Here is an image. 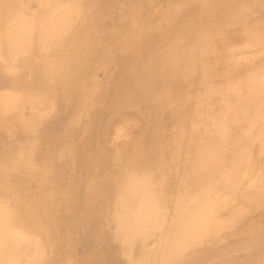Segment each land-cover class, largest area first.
<instances>
[{
  "label": "rangeland",
  "instance_id": "1",
  "mask_svg": "<svg viewBox=\"0 0 264 264\" xmlns=\"http://www.w3.org/2000/svg\"><path fill=\"white\" fill-rule=\"evenodd\" d=\"M123 1L124 0H114V2L113 0H97L96 3L89 7L86 14L87 17L92 16L94 21L86 24L87 26L84 25L82 28L84 31H81V35L85 34L86 38L84 37L82 39L83 35L81 38V35L77 38L80 41L79 45L86 42V48L88 49L86 52L89 54L87 59H89V61H92L94 58L96 61L102 59L103 55H105L108 60H111L110 64L107 63L109 66H98L92 73L93 76H96H94V78L98 81H105L108 79L110 88L108 94L102 95V97L96 99V103H94L95 108L93 110L89 112L85 111V113L90 115L92 111H95L93 113L95 118L93 115L91 116V118L94 119H92L93 121H91L90 126L88 127L90 121H87L90 117L86 115L84 117L82 115L80 119L75 118L69 121V114L63 105L61 106L58 104L51 113L46 109H43L44 111L40 109L39 114L42 116L44 128L54 131L57 134L49 136L48 138H42L36 148H34V145L28 143L34 136L33 132L30 131L21 135V141L25 142L23 144L25 145L24 153L27 155L34 148L32 155H35V161L32 164L28 163L29 165H25V174L22 173L23 176L20 174L15 180L12 179V185L8 184V186L5 185V188H3L4 184L0 183V199L11 208L12 212L8 220L10 221L13 219L14 223L10 222V224L15 226L10 225L9 222L8 224L12 228L18 226V231L16 229L15 234L12 233L11 237L13 238H11V240L13 239L12 242H15L17 245H21L24 242V245H21V254H18L19 256L17 255L15 259L17 258L20 262L19 259L21 256V264H37V262L39 264H62L63 262V264H264V174H260L259 168L252 167L248 164L249 162H247V160L244 162L241 158L242 155L245 156L248 154L247 149L248 152H250L249 146L237 147L239 148V151L236 152L237 155L230 158H228L227 155L230 151L228 148H225L219 153L214 150L217 149L220 151L223 149L227 142V138H230V144L234 145L236 142L233 141L231 133L225 132L221 134V138L225 143H215L214 141H212V143L204 142L207 138L212 139L213 137V132L211 130L213 125L210 124V121H213L211 114L217 112L223 113V111H221L223 102L230 97V94L232 97L239 93L242 94L243 89L239 85L242 72H244V75L247 71H251V73L254 72L256 75V71L259 70L257 73L260 75L257 76L260 78V81H263V86L260 85L262 89L260 91H264V79H261V76L264 78V0H205L207 6L203 11L198 8L199 0H185L187 3H185L182 9L183 12L180 11L181 14L173 5L179 4V2L182 3L181 1L184 0H177V3H174L176 0H162V2L161 0H157L158 2H156V0H125L126 3L128 2L127 4L125 1L123 3ZM131 1L133 2L131 3ZM113 3H115L116 6L112 5ZM128 4L130 6H126ZM170 4L171 6H169ZM192 6L196 7L191 8ZM122 8L124 10H122ZM128 8L130 12H128ZM146 8L149 9L147 10ZM104 9L107 13L104 12ZM108 9H110V11H108ZM125 9H128L126 10L128 13L124 12ZM111 11H113V13ZM114 11H116V13ZM159 12L161 16L158 15ZM165 12L169 15L168 19L171 17L170 21L168 20L169 22L164 20L167 17L163 16ZM125 13L126 15H124ZM72 15L71 18L72 20L74 19V22L80 18V16L75 13ZM105 15H107V17ZM148 16L149 18H147ZM103 17H105L104 20ZM123 17L124 20L121 19ZM98 20H100L99 25L97 24ZM107 20H109L108 23ZM120 21H122L121 25H119ZM164 21L166 23H164ZM126 22H129L127 23L128 25ZM144 22L145 27L142 25ZM174 22L177 24L175 27L183 25L184 28L190 27L191 33L190 36L186 37L187 41L184 42V39L177 41L178 45H176L175 48L178 47L179 50H176L175 59L178 60V57L182 54V59H184V53L193 47L194 50L196 49L198 57H204V60L200 61L201 63L204 64L209 60L204 67L206 73L202 75L199 71L195 72L191 78L186 81L185 85L182 86L183 90L182 88L176 89L175 91L172 89L164 93V91L156 89L162 91L163 96L159 95V97H139L142 90L133 85L117 87V81L120 76L131 69L134 63L137 62L136 59L144 58L148 50L154 49L156 44L159 43L160 40L153 39L157 37L158 31H161V29L165 30L170 26L172 27ZM102 24L104 25L102 26ZM97 25L99 27H96ZM140 25H142L141 28L138 27ZM154 26H156V28H153ZM71 27L69 35L75 34L78 31L77 23H74ZM118 27L121 28V30H118ZM129 27L132 31L143 30L140 36L143 32V36L146 37V39H143L144 37L142 38V36L140 37L142 42H140L141 45L139 43L131 47L127 43L128 46L126 44H119V46H122L119 47L118 40L120 41V37L125 35L124 32ZM137 27L140 28V30ZM96 28H99V30ZM85 30H87V33ZM132 31L129 36L132 35ZM156 31L157 35L154 34ZM122 32L124 35L121 34ZM149 33L153 37H151ZM182 35L184 36V34ZM225 36L226 38L224 39ZM202 38L208 41L203 51L198 48L202 43ZM142 39L143 41L146 40V42L143 43ZM240 41L241 43H238ZM224 42L231 43L230 45L233 43V46L237 50L227 55L226 51L224 52L221 49L225 46L223 44H226ZM113 43L116 44L113 45ZM217 43H219V45L221 43V51L218 49L219 45L217 46ZM185 47L187 48L186 51H184ZM254 47L257 49H254ZM82 48L81 50L84 51L85 47ZM112 48L116 52L113 51ZM109 54L110 56L108 57L107 55ZM211 56L214 58L211 59ZM208 57H210L211 60ZM117 60L121 61H119L120 64ZM127 60L130 62L129 65ZM181 65L184 67L183 60ZM108 69L110 72H108ZM112 72H115L116 75ZM110 75L111 77L109 79ZM116 76L117 78H115ZM114 79H117L115 83ZM112 80L113 84H111ZM227 83L231 86L230 88L227 87ZM214 84L215 87H213ZM33 85L37 86V82L35 81ZM235 85H238L239 88H235ZM4 89L5 88H0L1 91ZM212 89H215L217 99H214L216 98L215 96L212 97L209 94L208 96L211 97V100H217L218 104L216 103L215 109L209 100L201 99L204 98L202 95H207L205 93L210 92ZM181 99L184 101V106L182 107L181 104L183 101L181 102ZM26 101L28 103H26ZM20 102V104L18 103L20 107L17 109H20V115L22 117H28L37 111L36 107H34L35 110L31 107L34 105L33 101L27 99L24 101L25 103H23V101ZM26 104L29 107L26 106ZM256 104L257 106H255ZM256 104H254L256 109L254 108L250 111V109L247 108H239L235 103V107L241 109L240 116L242 118L229 120L228 124H230V126L240 127L241 135L245 136L249 134L251 129V131L259 130V128H261L260 131L264 130V99H259ZM60 107H62V110ZM257 107L258 109L260 108L262 112H259V110L257 111ZM181 110L185 115L184 131L181 134H176L178 127L175 128L174 126L175 123L179 122L181 119L179 113ZM23 112L25 113L23 114ZM240 112L236 110L235 113L240 114ZM196 113L197 115L199 114L201 120L193 123V119L191 118L196 117ZM227 113L228 110L225 111V114ZM235 113H233V111L229 112V117L235 115ZM251 114L256 115L254 121L250 119L251 116L249 115ZM117 115H119V118L116 123ZM204 117L207 119L204 120ZM139 118L140 120L138 121ZM247 119H250L251 122H247ZM57 120H59V123ZM141 121L142 123H140ZM137 123H140L139 127ZM110 125L111 127L109 128ZM122 127L124 130H122ZM186 128L187 130H185ZM18 129L21 131L22 125H18ZM134 133L135 135L133 136L132 134ZM172 133L175 134L172 144L167 145L168 148L165 147L161 151L158 148V140L162 136L169 137ZM262 133H264V131ZM185 135L187 138L184 139ZM8 139L12 140V138ZM182 139H184V152L183 148L180 149L179 147V141ZM50 142H53L54 145ZM199 143H208L206 144L207 147H203L207 155H210L211 162L215 161L217 165L215 162L213 163L216 166L210 163L205 172L196 174L200 178H198L197 186V184H195L197 179H195V182L191 178V181L190 175L187 173V175L184 174V176H181L180 167L182 164L181 159L191 155L192 146L187 148V144L194 145ZM258 143V140H255L252 141V146L250 145L251 152L254 154L260 152L261 144H259V148H257ZM48 147L54 150V156L52 158L53 164L51 165L54 170L52 172L42 169L44 165L42 164L44 158L43 153L45 150L49 149ZM134 148L142 150H147L149 148L145 157H139L137 161L134 162L135 167L139 168V171L145 170L146 167L156 169L157 165L162 162L161 160H163L164 163L162 166H167L165 168L167 175H162V179L164 180L163 184L149 183L148 180L151 178L150 176L145 180V188L148 187L151 190L158 188L160 191L165 192V194L159 205L160 209L158 208V214H155L154 218L151 219L148 224L150 227L148 228V226H146L147 228L144 232L137 234L136 232L139 229V225L132 222V220L133 215L138 213V208L136 206L130 208L131 217L127 221L125 212L127 211V204L130 203V197L127 193H122V197L119 196L122 198L120 201L114 197L116 187H118L117 181L123 178V172L128 168L127 161L129 158L127 152L129 150V154L130 151L134 154ZM64 150L66 151L64 152ZM81 152H83V154H81ZM183 153L184 156L182 155ZM6 155H3L2 158H5ZM62 155H64V159ZM97 156L100 157L99 160L96 159L98 158ZM203 157L206 158L207 156ZM12 158L16 159L18 162V155H14ZM75 159L77 160L75 161ZM25 161V163H27L31 160L26 157ZM224 161L228 162V164L224 165ZM62 165L64 166L63 168ZM222 165L223 167L230 165V167L224 170ZM119 167L122 168V170L124 169V171ZM217 167L223 169L219 172L221 175L216 173ZM29 172L30 174H28ZM65 172L67 173L65 174ZM37 174H41L39 180H37ZM27 175L28 177H26ZM29 175L31 176L29 177ZM226 175L230 177L228 186H224L222 183L223 180H220L221 178L224 179V177H228ZM24 176L29 179V182ZM176 176L178 179L175 178ZM86 177L87 181L85 180L86 182L82 183L84 181L83 179H86ZM24 181L27 183H24ZM166 181L167 186L164 185ZM16 183L19 184L17 185ZM16 185L19 186V188ZM132 185L142 186V182H137ZM132 185H129V187ZM71 186L73 189L70 188ZM110 186H113L115 190L109 195ZM190 190L193 193L190 194ZM25 191L27 193H25ZM166 194L168 196H166ZM18 197L22 199L19 201L18 199L20 198ZM42 197L43 199L41 200ZM67 197L69 199L71 198V200L69 201ZM81 199L82 201H80ZM76 200L78 203L80 202L79 204L82 207L75 202ZM123 201H126L127 204ZM112 203H114L116 207L114 215H106L107 206L111 207ZM42 204L44 205L42 206ZM39 205L40 207H38ZM70 213H72L71 217H69ZM27 217L30 218L28 220L29 222L25 219ZM31 220H33L32 223H30ZM93 221L94 223H92ZM69 222L72 225H70ZM152 222H154V224ZM67 223L69 227H72L67 228ZM34 225L38 227H34V232L32 233L31 227ZM109 228H111V232ZM36 230L38 233H36ZM70 230L73 234L70 233ZM78 230L81 232L80 234ZM64 232H66V234ZM123 233L131 234L133 240L131 242L122 241L119 237ZM77 235L79 236L77 237ZM37 236L41 238H37ZM32 237L33 241H31ZM14 239L16 241H14ZM30 241L33 243L35 249L30 245ZM25 244H27V246H25ZM63 246H65V248H62ZM36 248H38L39 251ZM47 250H49L48 252H50V255L46 253ZM37 253L39 255H37ZM54 254L55 256H53ZM36 255L37 257L35 258ZM67 259L70 263H68ZM10 261L12 260L10 259ZM16 261L17 260H15V264H17ZM19 262L18 264H20Z\"/></svg>",
  "mask_w": 264,
  "mask_h": 264
},
{
  "label": "bare ground",
  "instance_id": "2",
  "mask_svg": "<svg viewBox=\"0 0 264 264\" xmlns=\"http://www.w3.org/2000/svg\"><path fill=\"white\" fill-rule=\"evenodd\" d=\"M88 1L87 0H0V88H5L2 91L0 90V183L4 184L3 188H5V185L8 186V184H11L12 179H14V180L17 179L20 174L22 175V173L25 174V171H24L25 165L32 164L35 161V155H32V154L34 152V148H36L37 144L41 141V139L42 138H48L49 136H54L57 134L54 131H50V130H47L44 128V125L42 124V116H40L41 114H39L40 109H41V111H44L43 109H46V110H48L49 113H51L55 110V108L57 107L58 104H60L61 106L63 105L69 114V118H70L69 121H72L75 118L80 119V118H82V115H83V117L86 115L87 117H90L87 120V121H90L88 124V127H89L91 124V121H93L92 119L95 118V116L93 114L95 111H92L91 115L88 113H85V111L89 112V111L93 110L95 108L94 103H96V99L102 97V95L108 94V92H109L110 87L108 85V82H109L108 79H106L105 81H98L94 78L95 75L93 76L92 73L94 72V69L98 66H102V65L103 66H105V65L109 66V65H107V63L110 64L111 60H108V58L105 55H103L102 59H99L96 61L94 58L92 61H89V59H87V56L89 54L86 52L88 50L86 48V45H87L86 42L81 43L79 45L80 41H79V39H77L78 36L81 35V33H82L81 31H84V30H82L84 25L91 23V21H94V18H92V16L87 17L86 14L88 12L89 7L92 6L94 3H96L97 0H88ZM124 1H123V3H124ZM113 2H114V0H113ZM132 2L133 1H131V3ZM156 2H158V1L156 0ZM161 2H162V0H161ZM181 2L182 3L179 2V4H176V5L172 4L175 9L179 10V12L182 11L185 3H187L185 0L181 1ZM125 3H126V1H125ZM167 3H165V4H167ZM174 3H177V0ZM129 4L126 6H130ZM112 5L116 6L115 3H113ZM157 5H155V6H157ZM198 5H199V7L198 6L197 7L200 8L201 11H203V9L207 6V2L205 0H199ZM137 6H138V4H137ZM169 6H171V4ZM123 7H125V6H123ZM195 7L192 6L191 8H195ZM188 8L190 10L189 6H188ZM212 8H214V7H212ZM128 9H125L124 12H127L126 10H128ZM122 10H124V9L122 8ZM108 11H110V9H108ZM104 12L107 13L106 10ZM111 12L113 13V11H111ZM114 12L116 13V11H114ZM128 12H130V9ZM73 13L80 16V18L78 20H76L75 22L73 21L74 19L72 20V18H71V15ZM109 14H110V12H109ZM180 14H181V12H180ZM124 15H126V13ZM158 15H160V12ZM105 16L107 17V15H105ZM127 16H129V15H127ZM163 16H167L164 19L165 21H167V22L170 21L171 17L168 19L169 15H167L166 12L164 13ZM104 18L105 17H103V20H104ZM112 18H114V17H112ZM143 18H144V16H143ZM147 18H149V16ZM107 19H109V18H107ZM121 19L124 20V17ZM99 21L100 20L97 21L98 25H99ZM130 21H131V19H130ZM145 21H148V20H145ZM165 21H164V23H166ZM105 22H106V19H105ZM108 22H109V20H107V23ZM121 22L122 21H120L119 25H121ZM74 23H77L78 31L75 34L69 35L71 28H72L71 26H73ZM107 23H105V24L108 25ZM127 23H129V22H126V24ZM150 24H152V23H150ZM98 25L96 27H99ZM103 25L104 24H102V26ZM142 25L144 26L145 22ZM142 25H140L138 27L141 28ZM163 25H165V24H163ZM176 25L177 24L174 22V25L172 27L170 26L165 30L161 29V31H158V35H157V31H156V33H154L157 35V37L153 38V39L160 40L159 43L156 44V47L154 49L148 50V52L144 58L136 59L137 62L134 63V65H133L134 67L132 66L131 69L129 71H127L124 75H121L122 74L121 73L120 74L121 76H120L118 81H117V79L116 80L114 79L115 80L114 83L117 81V85H116L117 87H123L124 85H133V86L138 87V89L142 90V92L139 94V97H142V96H143V98H145V97H149V98L159 97V95L163 96L162 91H164V93H165L166 91H171L172 89H174L173 91H175L176 89L182 88V86L185 85L186 81H188L195 72L199 71L200 74H202V75L204 73H206V71L204 70V67H205V64H207L209 62V60H207L204 64L201 63L200 61H203L204 57H198V55L196 54V49L194 50L193 47L189 51L184 53V59H182L183 54L178 57V60L175 59L176 50L177 51L179 50L178 47L175 48V46L178 45L177 41L184 39V42H185V41H187L186 37L190 36V34H191L190 33V27L184 28V25L175 27ZM124 26H121V27H124ZM157 26H158V24H157ZM129 28L125 30V32H124L125 35L123 34V32L121 33L124 36L118 34L119 36H122V37H120V41L118 40V42H119L118 46H119V44L120 45L126 44L127 46L129 44L131 47H134L141 42L140 37L142 36V38H143L144 36H143V32H142L141 36H140V33L143 30H140V28H138L140 31H132V29L131 28L129 29ZM153 28H156V26H154ZM96 29L99 30V28H96ZM118 30H121V28H119ZM85 31L87 33V30H85ZM131 31H132V35L129 36ZM93 33H95V32H93ZM119 33H120V31H119ZM182 34H184V36ZM82 35L80 36V38L82 37ZM84 37L86 38L85 34L83 35L82 39ZM151 37H153V36L151 35ZM111 38H112V36H111ZM225 38H226V36L224 37V39ZM82 39H80V40H82ZM143 39H146V37H144ZM143 39H142V41H143ZM204 39L205 38L201 39L202 43L198 46V48L201 49L202 51L205 50L206 45L208 44V41L204 40ZM77 40H78V42H77ZM116 41H117V39H116ZM144 42H146V40L143 41V43ZM141 43H140V45H141ZM224 43H226V42H224ZM238 43H241V41ZM97 44L99 45L98 42H97ZM115 44L116 43H113V45H115ZM230 44L231 43L223 44L225 46H223L221 48V46H220L221 43H220V45H219V43H217V46L219 45L218 49L221 48L224 52L226 51V54L228 55V53H230L232 51L234 52V50H237L233 46V43H232V45H230ZM82 47H85L84 51L81 50ZM119 47H122V46H119ZM179 47H181V46H179ZM261 48H259V49H261ZM186 49L187 48L185 47L184 51H186ZM221 49H220V51H221ZM254 49H257V48L254 47ZM112 50H113V48H112ZM113 51H115V50H113ZM219 53H221V52H219ZM123 54H125V53H123ZM111 55H112V53H111ZM107 56L109 57L110 54ZM126 57H123V58H126ZM106 58H107V60H106ZM208 58L210 59V57H208ZM212 58H214V57L211 56V59ZM123 60H125V59H123ZM182 60L184 61V67H182V65H181ZM119 61L120 60H117L118 63H119ZM229 62H231V61H229ZM127 63L129 65L130 62H128V60H127ZM117 68H118V66H117ZM112 71H113V69H112ZM257 71H259V70H257ZM257 71H256V75L254 74V72L251 73V71L250 72L247 71V73L244 75H243L244 72H242V76L239 79V82H240L239 85L243 89L242 94L239 93L237 95H234L233 97L230 94V97L228 96L229 98L225 99V101L223 102V107L221 110V111H223V113L217 112V113L211 114L213 121L212 122L210 121V124L213 125L211 128V130L213 132V137H212V139L207 138L206 140H204V142H208V143L211 142L212 143V141H214L215 143H225L223 141V139L221 138V134L225 133V132L231 133L233 141H235L236 143L234 145H231L230 144L231 139L227 138L228 143L226 142L225 147L223 149H221L220 151L217 149H214V150L217 153H219V152H222L225 148H228V150H230V151L227 155H228V158H230V157L237 155L236 152L239 151V148H237V147H240V146H247L248 147L249 146L250 152H248V149H247L248 154L245 156L242 155L241 158L244 160V162H245V160H247V162H249L248 164H250L252 167L259 168V172H261L260 174H264V133H262L264 130L260 131L261 128H259V130L251 131L252 130L251 129L249 131V134L244 136V135H241L240 127H237V126L235 127L233 125L230 126V124H228L229 120H233L236 118H242L240 116L241 115V112H240L241 109L236 108L235 103H236V106L237 105L239 106V108H247V109H250V111H251L252 109L255 108L254 104H256V102L259 99H261V98L264 99V91H260V90H262L260 88L261 87L260 85L263 86V84H262L263 81L259 80L260 78H258L257 75H260V74L257 73ZM108 72H110V70ZM112 73H115V72H112ZM112 73H111V75H112ZM111 75L109 76V79H110ZM115 75H116V73H115ZM112 78H114V77H112ZM115 78H117V76ZM261 79H264V78L261 76ZM101 80H103V79H101ZM35 81L37 82V86L33 85V83ZM260 82H261V84H260ZM228 83H227V87L230 88L231 86ZM111 84H113V80H112ZM213 87H215V84ZM6 88H8V89H6ZM112 88H113V86H112ZM235 88H239V86L235 85ZM156 89H160L162 91H159ZM182 90H183V88H182ZM205 94H207V95H205V96L202 95L204 98H201V99L209 100L211 105H213V107L215 109L216 105L218 104L217 100H211V97L208 96V94H209L212 97L215 96L216 98H214V99H217V96L215 94V89H212V90H210V92L205 93ZM27 99L30 101H33L34 105L31 107H33V109H34V107H36L37 111L28 117H22L20 115V109H17L18 107H20L18 105V103L20 104L21 103L20 101H23V103H25L24 101ZM180 101L182 102L183 100L181 99ZM26 103H28V102L26 101ZM202 103H203V101H202ZM26 106H28V105L26 104ZM182 106H184V101L181 104V107ZM255 106H257V104ZM60 109L62 110V107H60ZM95 110H97V109H95ZM226 110H228L227 114H225ZM236 110L239 111L240 114L235 113ZM258 110H259V112H262V110L260 111V108L258 109V107H257V111ZM25 111H27V110H25ZM231 111H233V113H235V115H233L234 117L233 116L229 117L230 116L229 112H231ZM24 113L25 112H23V114ZM58 113H60V112H58ZM179 113H180L181 119L179 122H176L175 126H174L175 128L178 127L176 134H181L184 131V117H185V115H184V112L182 110L179 111ZM92 115L94 118H91ZM120 115H122V114H120ZM195 115H197V113ZM117 116L118 117H117L116 123H117L118 118H119V115H117ZM249 116H251L250 119H252L253 121L255 120L256 115L251 114ZM205 117H204V120L207 119V118L205 119ZM191 119H193V123H195L196 121L201 120V117L199 118V114H198L196 117H193ZM250 119H247V122L250 121ZM59 120H57L58 123H59ZM139 120H140V118L138 119V121ZM49 123H47V124H49ZM140 123H142V121ZM140 123H137L138 127H139ZM84 124H83V126H84ZM18 125L19 126L22 125L21 131H20V129H18ZM111 125H113V124H111ZM111 125L109 126V128L111 127ZM115 126L117 127L116 124H115ZM123 127H124V125H123ZM123 127H122V130H124ZM133 127H132V129H133ZM244 127H245V125H244ZM35 129H36V131H35ZM185 130H187V128ZM30 131L33 132L34 136L30 140V142H28V143L34 145V148L29 152V154L26 155V153H24V151H25L24 146L25 145H23L25 142L21 141V135H24ZM83 131H84V129H83ZM122 133H123V131H122ZM118 134H121V133H118ZM132 135L134 136L135 133ZM186 135H185L184 139L187 138ZM105 137H107V136H105ZM129 137H131V136H129ZM8 138H12V140H9ZM174 138H175V134H173V133L169 137H167V136L163 137L162 136L158 140V148L162 151V149L167 147V145L172 144ZM184 139L179 141V147H180V149L183 148V152H184ZM255 140H258V142H259L257 144V146L259 144H261L260 152L258 154H254L253 152H251V149H250V145L252 146V141H255ZM50 143L52 145H54L53 142H50ZM165 143H166V145H165ZM208 143H206V144H208ZM112 144H114V143H112ZM201 144H203V145H201ZM206 144L205 143H199V144H194V145L193 144H191V145L187 144V148L189 146H192L191 155L184 157V159H181V163H182L181 167H180V171L182 173L181 176H184V174H186V173L189 174L190 180H191V178L194 181H195V179H197V182L195 181L196 182L195 184H197V186H198V180L200 178L196 174H198L199 172H201V173L205 172L207 170V168L209 167L210 163L212 164L213 162H215V161L211 162V159L209 157L210 155H207L206 150L203 147V146L207 147ZM63 146H65V145H63ZM48 148L49 149L45 150L43 153L44 158H43L42 164H44V165L42 166V169H45V171L47 170L48 172H52L54 170V168L51 167V165L53 164L52 158L54 156V150L51 147H48ZM257 148H259V146ZM148 149L142 150V149L134 148L133 149L134 154H132V151H130V154H129V150H128V152H127L128 158H129V160L127 161L128 168L124 171V169L122 170V168L119 167L122 171H124L123 172L124 174L121 172L123 174V178L117 181L118 187H116V192L114 195V197H116V199L119 201H120V199H122V198H120V197H122V195H121L122 193H127V195L130 197V199H129L130 203L129 204H127L126 201H123V202H126L125 204H127V207H126L127 211L125 212V217H126L127 221L131 217V215H130L131 209L130 208L132 206H136L138 208V213L133 215V220H132V222L139 225V229L137 230L136 234L144 232L147 228L146 226H148L151 219L154 218L155 214H158V211H159L158 208L160 209L159 205L162 202L163 196L165 194V192L160 191L158 188H155L154 190L153 189L151 190L148 187L145 188V185H146L145 180L148 179V176L151 177L148 180L149 183H155V184H160V185L164 183V180L162 179V177H163L162 175H167L166 169H165L167 166H162V165H164L163 160H161L162 162L157 165L156 169L146 167L145 170L139 171L138 170L139 168L135 167L134 162H136L137 158H139V157H145V154L148 153ZM255 149H256V147H255ZM84 150H85V148H84ZM228 150H227V152H228ZM65 151L66 150H64V152ZM64 152H63V154H64ZM81 154H83V152H81ZM3 155H6V157L2 158ZM14 155H18V162L16 159L12 158ZM76 155L78 156L77 153H76ZM182 155L184 156V153ZM62 156L64 159V155H62ZM74 156H75V153H74ZM203 156H207V157L204 158ZM26 157L29 158L31 161H28L27 163H25ZM78 159L80 160L79 157H78ZM82 159H83V157H82ZM82 159H81V161H82ZM96 159L99 160L100 157H98ZM76 160L77 159H75V161ZM57 163H58V161H57ZM87 163H88V161H87ZM215 164L217 165V162H215ZM225 164H228V162L224 161V165ZM63 167L64 166L62 165V168ZM220 167H221V164H220ZM220 167H217L218 169H217L216 173H219L221 170H223V169H220ZM229 167H230V165L229 166L227 165L226 167H223V165H222V168H224V170H225V168H229ZM66 173L67 172H65V174ZM121 173H120V175H121ZM28 174H30V172ZM81 174H82V172H81ZM85 174H86V172H85ZM91 174H90V176H91ZM40 175L37 174L38 179L37 178H35V179L39 180ZM219 175H221V173H219ZM30 176L31 175H29V177ZM37 176H35V177H37ZM226 176H228V177H224V179L223 178L220 179V180H223L222 183L224 186H228L230 183L229 182V179H230L229 175H226ZM26 177H28V175ZM175 178L178 179L177 176ZM26 179H28V178H26ZM83 180L84 181L82 183L86 182L87 177H86V179H83ZM181 181H182V179H181ZM16 182H17V180H16ZM28 182H29V179H28ZM137 182H142V186L132 185V184H136ZM188 182H190V181H188ZM24 183H27V182L24 181ZM16 184L18 185L19 183H16ZM61 184H62V182H61ZM74 184H75V182H74ZM14 185H15V182H14ZM20 185H21V183H20ZM129 185H132V186L129 187ZM164 185L167 186V181L165 182ZM191 185H193V184H191ZM17 187L19 188V186H17ZM70 188H72V186ZM114 190H115L114 187L110 186L109 187V195ZM191 190H193V189H191ZM22 191H23V189H22ZM72 191H74V190H72ZM168 191H169V189H168ZM7 192H9V191H7ZM7 192H5V193H7ZM25 193H27V192L25 191ZM191 193H193V192L191 191L190 194ZM80 194H83V193H80ZM166 196H168V195L166 194ZM18 198H20V197H18ZM52 198H53V195H52ZM21 199L22 198H20L18 200L20 201ZM38 199H39V197H38ZM42 199H43V197L41 198V200ZM67 199H69V198L67 197ZM70 200H71V198L69 199V201ZM52 201H54V200H52ZM80 201H82V199ZM75 202H77V200ZM41 203H44V202H41ZM79 203L77 202L78 205H80ZM131 203H133V204H131ZM44 204H42V206ZM72 204H74V203H72ZM40 205L38 207H40ZM22 206H20V207H22ZM80 207H82V206L80 205ZM99 207H100V205H99ZM69 209H71V208H69ZM115 209H116V207L114 206V203H112L111 207L107 206L105 214L106 215H108V214L114 215ZM24 210H25V208H24ZM49 211H51V210H49ZM11 212H12L11 208L8 206V204H6L3 200L0 199V264H15V260H17L16 262L18 264L19 261L17 258L15 259V257L18 254H21V252H22L21 245L24 243L23 242L22 244L20 243L21 245H17V244H15V242H12L13 239L11 240V238H13V237H11L12 233L15 234L16 229L18 231L17 225H16L17 226L16 228L15 227L12 228L9 226L10 222L14 223L12 218H11L12 220H10V221L8 220L11 216ZM67 216H69V215H67ZM71 216H72V213H70L69 217H71ZM29 217H30V215H29ZM27 218H25V219L27 220V222H29L28 220L30 218H28V219ZM88 218H89V216H88ZM68 220H66V221H68ZM89 220H90V218H89ZM32 221L33 220H31L30 223H32ZM34 221H35V219H34ZM8 222H9V224H8ZM27 222H26V225H27ZM92 223H94V221ZM152 223L154 224V222H152ZM69 224H70V222H69ZM10 225H13V224H10ZM67 225H68V223H67ZM70 225H72V224H70ZM105 225H106V223H105ZM13 226H15V225H13ZM92 226H93V224H92ZM25 227H28V226H25ZM34 227H36V226L34 225L33 227H31L32 233L34 232V230H33ZM70 227H72V226H70ZM70 227L68 225L67 228H70ZM108 227H109V225H108ZM149 227L150 226H148V228ZM105 228H104V231H105ZM40 229H39V231H40ZM20 230H21V228H20ZM37 230H36V233H38ZM106 230H107V228H106ZM110 230H111V228H109V231ZM29 231H30V229H29ZM64 233L66 234V232H64ZM70 233H72L71 230H70ZM80 233L81 232L79 231V234ZM129 233L128 234L123 233L122 235H120L119 238H121L122 241L124 240L125 242H131L133 240V237ZM84 235H85V233H84ZM104 235H105V233H104ZM134 235H135V233H134ZM68 236H70V235H68ZM78 236L79 235H77V237ZM38 237L39 236H37V238ZM39 238H41V237H39ZM73 239H74V237H73ZM29 240H31V239H29ZM68 240H69V238H68ZM14 241H16V240L14 239ZM31 241H33V237H32ZM31 241H30V245H32L33 248L35 249V247ZM64 245H65V243H64ZM25 246H27V244H25ZM22 247H24V246H22ZM62 248H65V246H63ZM62 248H61V250H62ZM36 249L39 251L38 248H36ZM25 250H27V249H25ZM45 251H46V248H45ZM48 251L49 250H47L46 253L49 254L50 252H48ZM23 253L26 254L25 252H23ZM48 254H47V256H48ZM37 255H39V254L37 253ZM37 255L35 256V258L37 257ZM53 256H55V254ZM39 258H41V257H39ZM43 258H44V255H43ZM10 259L12 261H10ZM29 259H30V257H29ZM19 260H20V262L22 261L21 256H20ZM67 261H68V259H67ZM68 263H70V262L68 261ZM37 264H39V263L37 262Z\"/></svg>",
  "mask_w": 264,
  "mask_h": 264
}]
</instances>
